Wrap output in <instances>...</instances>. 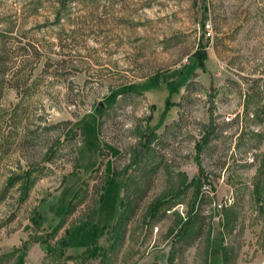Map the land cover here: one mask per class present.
Returning <instances> with one entry per match:
<instances>
[{
  "label": "rangeland",
  "instance_id": "rangeland-1",
  "mask_svg": "<svg viewBox=\"0 0 264 264\" xmlns=\"http://www.w3.org/2000/svg\"><path fill=\"white\" fill-rule=\"evenodd\" d=\"M263 107L264 0H0V264H264Z\"/></svg>",
  "mask_w": 264,
  "mask_h": 264
},
{
  "label": "trees",
  "instance_id": "trees-1",
  "mask_svg": "<svg viewBox=\"0 0 264 264\" xmlns=\"http://www.w3.org/2000/svg\"><path fill=\"white\" fill-rule=\"evenodd\" d=\"M188 85L189 84H186V89H188ZM262 111L264 112V107H263ZM153 138L154 137L151 134L150 138L146 139V145H149ZM207 139H208L207 135H205L203 137V142L207 141ZM201 148H202L201 146L196 145V151L197 152H200ZM138 153H139V149L136 151L137 156H139ZM25 180H26V184H25V187L22 189L23 190L22 194L24 195V197L26 196L27 190L30 188V186L32 184V181H29V174H26ZM128 182H130V181H128ZM254 182H253L252 192L249 196H250L251 201L254 202V204H256L258 212L259 211L262 212L264 206L261 205V191L263 189H259L258 184H255ZM190 184L194 185L195 181L190 180L189 185ZM133 187H134V191H135L134 200H126V202H120L119 203V206L120 205L122 206V210H121L120 214L117 215L115 222L110 229V237L112 239V245H111L110 251L112 254L116 253L118 247H120V245L122 243V240H123L125 232H126V224L129 220L130 216L134 213L135 207L138 203V200H139V198H141V195L144 191V181L140 184H137L136 186H133ZM125 193H127V192H125ZM127 195L128 194H126V196ZM165 196H166L165 194L158 196L157 198H155L150 203V205L147 206V208L145 209V212H144V218H148V219L153 220L155 215L160 211L161 208H163L164 206L167 207L169 205L168 200H165ZM125 199H126V197H125ZM200 206H201V202H200ZM229 207H224L221 209V211H223V213L220 216L219 223H220V226L222 229L226 230L227 232H232V230L235 228L237 215L229 212V210L227 209ZM211 211H213V210H211ZM92 213H93V211L89 214L91 215ZM89 214L86 217H89L90 216ZM42 221H43V219L40 216V214L38 212H34L33 219H32L34 226L36 228H38L41 225ZM61 224H62V221L59 220V222L52 228V232H51L50 237H53L55 235L57 230L60 228ZM38 239H40V238L35 239V241H38ZM41 243H43L44 248H47L51 252L63 250L68 245V241L64 237L57 240L52 246H48V244H46L45 242H42V241H41ZM211 245H212V241L209 238H207V244H206L207 249H209L211 247ZM25 250H26V243H23L21 246V249H20L21 254L15 260V262L13 264H23L22 259L24 257ZM232 251H233V248H231L229 246L228 247H225V246L221 247V257H222V261H223L222 264H230V261L232 258V256H231ZM96 252H97V250L93 246L90 248H86L84 251V255H85L84 258L87 259V258H90L91 256H95ZM114 257L115 256H101L99 264H108L110 262L111 258L113 259Z\"/></svg>",
  "mask_w": 264,
  "mask_h": 264
},
{
  "label": "built area",
  "instance_id": "built-area-1",
  "mask_svg": "<svg viewBox=\"0 0 264 264\" xmlns=\"http://www.w3.org/2000/svg\"><path fill=\"white\" fill-rule=\"evenodd\" d=\"M203 31H204V34L206 37H210L211 35V30H210V26L209 24H205L203 26ZM203 190L205 194L209 195L210 191H209V188L207 186L203 187ZM231 205V199H226L225 202H223L222 204H213L212 205V209H213V212H219L222 208L224 207H228Z\"/></svg>",
  "mask_w": 264,
  "mask_h": 264
},
{
  "label": "water",
  "instance_id": "water-1",
  "mask_svg": "<svg viewBox=\"0 0 264 264\" xmlns=\"http://www.w3.org/2000/svg\"><path fill=\"white\" fill-rule=\"evenodd\" d=\"M97 108H98L99 110H101V109H102V104H98V105H97Z\"/></svg>",
  "mask_w": 264,
  "mask_h": 264
}]
</instances>
